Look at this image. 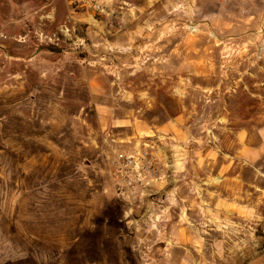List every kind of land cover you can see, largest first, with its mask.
<instances>
[{
    "label": "clouds",
    "instance_id": "clouds-1",
    "mask_svg": "<svg viewBox=\"0 0 264 264\" xmlns=\"http://www.w3.org/2000/svg\"><path fill=\"white\" fill-rule=\"evenodd\" d=\"M30 3L0 23V264H264V0H80L85 35Z\"/></svg>",
    "mask_w": 264,
    "mask_h": 264
},
{
    "label": "rangeland",
    "instance_id": "rangeland-1",
    "mask_svg": "<svg viewBox=\"0 0 264 264\" xmlns=\"http://www.w3.org/2000/svg\"><path fill=\"white\" fill-rule=\"evenodd\" d=\"M31 7L30 0H0V23L11 22L16 20L23 19L25 13L28 11V8ZM58 13L61 17H66L69 13L72 14L74 19L70 20L69 27H75L77 35H85L89 30V19L86 13H89L87 5H81L80 0H59L58 3ZM100 13L97 11L92 15V19L99 21L101 19ZM60 36V39L63 40V36L60 33H57ZM56 52L59 51L53 45H40L37 51ZM12 53H9L11 55ZM84 54H81L83 58ZM22 59V58H21ZM119 131H126L127 125H121L118 129ZM134 135V133L129 132V136ZM141 138L144 140L145 144L150 137L143 135V131L140 133ZM124 139V137H122Z\"/></svg>",
    "mask_w": 264,
    "mask_h": 264
}]
</instances>
